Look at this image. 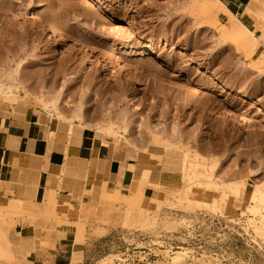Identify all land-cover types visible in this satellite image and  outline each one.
Segmentation results:
<instances>
[{
	"label": "rangeland",
	"instance_id": "374dc122",
	"mask_svg": "<svg viewBox=\"0 0 264 264\" xmlns=\"http://www.w3.org/2000/svg\"><path fill=\"white\" fill-rule=\"evenodd\" d=\"M0 1V83L19 66L27 82L14 96L0 89V114L42 116L61 175L79 183L83 206L95 214L87 223H61L43 207L34 213L28 196L19 211L3 208L4 198L0 264H113L122 246L117 234L126 240L124 233L135 232L167 239L155 264H264V231L256 229L264 212L246 208L253 187L264 183V41L248 56L219 37L221 27L230 30L228 14L217 9L209 17L189 0ZM243 8L227 9L253 29ZM34 13L57 28L61 42L32 23ZM41 98L57 101L63 117L43 110ZM79 104L81 119L73 117ZM107 126L113 131L99 132ZM183 164L221 179L217 191L193 187L189 198L218 204L231 183L238 193L224 189L221 209L179 200L189 184ZM108 170L116 182L102 199L94 181ZM142 173L145 197L133 194ZM14 219L35 227L31 238L11 236ZM95 225L114 231L82 263L88 238L106 233ZM44 249L45 259H38Z\"/></svg>",
	"mask_w": 264,
	"mask_h": 264
},
{
	"label": "crops",
	"instance_id": "0c3cea01",
	"mask_svg": "<svg viewBox=\"0 0 264 264\" xmlns=\"http://www.w3.org/2000/svg\"><path fill=\"white\" fill-rule=\"evenodd\" d=\"M247 1L223 0V4L233 12L239 13ZM41 121L42 116L33 110H27L23 119H16L12 113L8 116L0 114V203L4 198L20 200L28 196L36 214H40L43 207L46 211L53 212L54 217L61 223H87L95 217L94 211L83 206L85 198H81L79 183L61 175V168L59 169L53 160L56 158L53 150L56 144L46 140L51 127L47 125L46 130ZM102 157L101 154L100 159ZM59 160L64 165L65 160ZM129 164L127 160L124 171ZM65 171L74 170L66 168ZM116 177L114 171H109L103 179L94 181L96 194L100 198L107 199L111 195L109 187L115 184ZM27 184L28 188L25 187ZM10 226L13 228L10 231L11 236L17 233L22 239L31 238L35 229L23 225L22 222L16 223L15 219L10 222ZM95 228L105 229L106 233L103 236L88 238L81 249L82 263L92 260L94 245L103 238H109L114 231L109 226L105 228L95 225L93 229ZM63 229L61 227L60 233L66 235ZM41 251L43 254L36 257L44 260L48 251Z\"/></svg>",
	"mask_w": 264,
	"mask_h": 264
},
{
	"label": "bare ground",
	"instance_id": "6f19581e",
	"mask_svg": "<svg viewBox=\"0 0 264 264\" xmlns=\"http://www.w3.org/2000/svg\"><path fill=\"white\" fill-rule=\"evenodd\" d=\"M189 1H190V4L191 3L192 4H200L203 7L205 14L209 17L213 16V15L215 16L217 9L228 14V17H229L228 24H229L230 30L228 28L229 31H227V29L224 26L221 27V32H219V37L221 38V37L226 36V37H229L228 39L234 40L233 42L237 43V44H235V46L238 45V46H240V47H238L239 49L243 48L244 50H246L248 56L250 54L254 53L256 46L264 41V3L262 4L259 0H254V2H250L249 4L244 6V8L241 12L242 15H246L254 21V28L253 29L247 27L239 18H237L234 14H232L219 0H189ZM2 4H3V2L0 1V6ZM30 20L32 21V23L35 26L39 27V29L43 33H45L50 39L51 38L53 39V37L55 36L56 39L58 38V40L60 42L62 41L61 36H60V32L57 30V28L53 24H51L47 21H44L41 16L34 13V15H32V17H30ZM256 31L260 32V34L258 36L255 35ZM236 48H237V46H236ZM260 64H262V69H264V61H261ZM7 80L8 81L6 83H3V84L0 83V89H1V91H3L1 93H5V95L7 94L8 96H10V95L14 96V93L16 91L24 90L27 87L26 76L23 73L22 68L20 66L17 67L16 69H14V72L8 76ZM41 102H42L41 103L42 108H44L43 110H46L47 113L55 114L56 118H62L63 117V115L59 111L57 101L52 100L51 102L50 101L47 102V101L42 99ZM73 117L78 118V119L82 118V116H81V105L80 104L77 105L76 111H75V114ZM83 127H84V125H83ZM70 131H71V128L68 129L67 133L70 134ZM110 131H113L112 127H110V126L99 129L100 133H105V132H110ZM127 144L130 145V142L128 140H127ZM131 146H133V144H131ZM143 150H145V149H143ZM195 154H197V153H195ZM186 162H185V164H186ZM193 163H195V166L197 165L196 167H198V165L200 166V164H198V162H197V164H196V162H193ZM202 163L204 164V162H202ZM118 164H120V163H118ZM120 166L118 165V173H119V175H123L124 172ZM185 166L186 165H184V167ZM184 167H183V169H184ZM190 167L185 168L186 171L183 170L185 173L183 172L184 176H182V178H185L184 180L187 179V181H189V184L188 185L182 184L184 186V189H182L184 191V192L182 191L183 192L182 193L183 199H180L181 198V196H180L179 200H185V203H187L189 205L190 204H194V205L205 204V205H208L212 208L221 209L222 205L225 204L227 201V195H228V194H226L227 191H229V194L230 193H232V194L238 193V191H239L238 187H236L235 185H232L231 182H230L231 183V185H230L228 182L229 185L226 184L225 188L221 187L223 189V194L222 195L220 194L221 197L218 198L219 199L218 204L215 203V204L209 205V204H206L205 202L202 203L198 199L189 198V193L192 191L193 187L203 188L205 190H210V191H212V190L217 191L218 189H220V187L215 182V180L217 178H219V180H221L220 177L217 176L219 174V173L218 174L216 173L217 171H214V173L216 174V175L214 174V176L212 173L209 175H206L207 173L206 174L204 173L205 175H203V174H200V172L198 171V168L196 170H193V167L191 165H190ZM211 168H214V166ZM211 168H210V170H211ZM132 169H134V168H132ZM201 177L202 178L205 177V178H203V181L200 180ZM148 182L149 181H148L147 174L145 173V174L141 175L140 178L138 179V183L134 189L133 194H138V195L144 196L145 188L147 187V185H149ZM183 183H184V181H183ZM219 183H220V181H219ZM143 184H144V186H143ZM185 185H187V186H185ZM162 187H164V186H162ZM155 188H157V187H155ZM158 189H160V188H158ZM165 189H167V188H165ZM224 189H226L227 191H224ZM240 189H241L240 192L242 191V193H243L244 188L242 187ZM247 200L250 202V204L246 208L248 209L247 211H249L251 214H259L261 209H263V212H264V183H261L257 186H254L252 191L249 193ZM19 202H20V200H12V199L9 200L8 199V201H7L8 205H6L3 208H5L7 210H15L16 209L19 211V208H20ZM0 207H2V206H0ZM52 207H53V205H52ZM261 216L264 218V213ZM256 229L259 232L264 231V220H262L260 222V226H258ZM77 237L81 238V234L79 233L77 235ZM179 252L177 254H179ZM177 254H176L177 258L179 256H181V255L177 256ZM179 258H181V257H179Z\"/></svg>",
	"mask_w": 264,
	"mask_h": 264
},
{
	"label": "built area",
	"instance_id": "2783aa9c",
	"mask_svg": "<svg viewBox=\"0 0 264 264\" xmlns=\"http://www.w3.org/2000/svg\"><path fill=\"white\" fill-rule=\"evenodd\" d=\"M124 234H126V240L122 238L123 234H117L122 246L118 251V257L113 260V264H155L160 258L156 251L161 248L162 243L168 242L167 239H163L161 236L151 234L140 232Z\"/></svg>",
	"mask_w": 264,
	"mask_h": 264
}]
</instances>
